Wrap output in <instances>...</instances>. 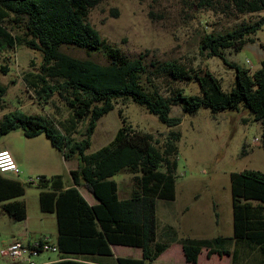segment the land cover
Listing matches in <instances>:
<instances>
[{"label":"trees","instance_id":"trees-1","mask_svg":"<svg viewBox=\"0 0 264 264\" xmlns=\"http://www.w3.org/2000/svg\"><path fill=\"white\" fill-rule=\"evenodd\" d=\"M102 0H0V47L25 45L42 54L37 73L26 72L28 88L47 102L54 93L64 101L69 116L59 125L42 114L18 110L0 117V135L21 128L26 137L44 133L65 158L76 159L77 167L69 171L70 183L62 174L37 175L35 184L0 173V209L12 220L26 217L27 207L21 197L27 185L40 189L39 203L44 212H55L59 259L49 264H109L95 257L113 256L110 244L141 248L142 256L117 257L113 264H151L172 242L180 243L186 264H198L201 252L210 257L227 255L230 264H264V172L243 169L231 173L233 235L212 238L179 236L172 225L159 232L157 201L175 199L177 164L176 131L171 130L163 142L148 132L121 125L105 145L84 153L101 116L117 100L131 99L142 104L169 127L180 123L170 115L172 105L194 113L206 107L221 110L248 109L252 120L263 127L264 148V58L254 71L228 61L225 50H242L255 41L254 35L264 23V15L255 21H242L235 28L203 35L201 53L215 56L234 69V83L224 91L220 79L207 68L187 69L175 61H161L150 67L140 57L132 58L101 38L88 22L89 9ZM191 6L221 7L238 13L264 10V0H191ZM8 24H11L10 27ZM18 28L17 33L11 31ZM70 45L87 52H101L102 63L79 58L62 50ZM7 72L6 67H1ZM147 74V75H146ZM151 77L162 76L169 82L193 80L199 94L176 89L170 95L143 84ZM6 86L0 84V108ZM87 119L83 137L74 140L78 122ZM246 120V119H245ZM119 172L134 175V186L127 198H119L113 176ZM85 187L95 198L89 204L79 187ZM233 242V247L230 244ZM256 252L259 257L251 256ZM83 256V257H79ZM90 257V258H89Z\"/></svg>","mask_w":264,"mask_h":264},{"label":"rangeland","instance_id":"rangeland-1","mask_svg":"<svg viewBox=\"0 0 264 264\" xmlns=\"http://www.w3.org/2000/svg\"><path fill=\"white\" fill-rule=\"evenodd\" d=\"M190 3L191 0H102L89 9L87 19L101 38L132 58L140 57L149 67L161 61H175L189 70L207 68L220 79L222 89L229 91L234 83V69L215 56L207 57L201 53V38L206 33L233 29L242 21H255L264 15V10L238 13L226 9L222 11L219 6L216 9L208 6L192 8ZM17 30L14 28L11 32L15 34ZM254 37L255 41L246 44L240 51L225 50L227 60L235 61L250 71L259 68L264 58V23ZM62 50L75 57L106 62L101 52H87L70 45L62 46ZM41 62L42 54L37 49L25 45L7 49L0 47V66L7 68V72L0 68V84L6 86L0 117L18 110L45 115L57 125L66 121L69 111L57 93L45 102L28 88L24 75L29 71L37 73ZM146 75L142 78L145 87L157 88L165 96L176 89L189 94H199L200 91L199 84L193 80L169 82L158 76L147 81ZM170 115L180 118V123L169 127L144 105L131 99L117 100L113 108L97 121L84 153L107 144L123 124L150 133L158 140L161 151L168 133L176 131L177 147L173 152L177 164L174 177L176 195L171 201H157L159 232L168 223L175 227L179 236L231 237V173L243 169L264 172V148L261 146L263 127L259 121L252 120L248 109L243 107L238 111L227 109L215 113L201 107L189 113L176 104L172 105ZM86 122L87 119L78 122L72 134L74 140L82 139ZM19 136L25 139L22 129L16 128L0 135V143L16 142ZM40 137L45 139L47 136L42 133ZM32 149L42 152L38 147ZM73 161L77 163L75 158ZM135 174L139 173L119 172L113 176L118 183L120 198L130 194ZM28 177L20 174L18 178L26 183ZM38 193L36 186H26L22 196L28 212L26 221H14L0 209V264H9V258L1 253V249L7 247L13 234L26 239L32 235L30 231L40 228L52 235L56 233L53 214L40 211ZM87 194L88 198L94 200L90 193ZM40 215L44 216L43 220H40ZM177 246L172 245L151 264L177 262ZM230 246L233 247V242ZM122 252L127 254L124 256H141V250L135 247H127ZM230 263L229 256L213 254L208 258L205 250L199 257V264Z\"/></svg>","mask_w":264,"mask_h":264},{"label":"crops","instance_id":"crops-1","mask_svg":"<svg viewBox=\"0 0 264 264\" xmlns=\"http://www.w3.org/2000/svg\"><path fill=\"white\" fill-rule=\"evenodd\" d=\"M22 133H23V131H22ZM40 136H41V134L34 136V137H26L25 136V139H22L19 136L16 142L4 141V142L0 143V149H8L11 151V153L13 154L16 162L18 163V165L21 169V174H23L24 176L27 177V176H31V175L37 176V175H41V174H44V175L62 174L63 178L65 180V183L69 184L71 181L69 171L71 169L76 168L77 163L76 164L74 163V161H73L74 159L65 158L63 156V154L51 144L50 140L47 137H46L47 139L46 138L44 139V137L42 138ZM32 147H38L39 149L42 150V152H35V150L32 149ZM69 162H71V163H69ZM4 175H6L8 177L16 178V177H13L9 174H4ZM65 176H67V178H65ZM17 179H19V178H17ZM20 181H22V180H20ZM37 189L40 192V189L39 188H37ZM132 189H131V191H132ZM79 190L89 204L92 205V204L96 203V200L94 197L93 198L95 201L92 200L91 198L87 197V195H88L87 193H90V192L86 188L81 186V187H79ZM131 191H130V194H131ZM130 194H125V195H127V197H129ZM21 198L24 199L23 197H21ZM38 200H39V193H38ZM39 208H40V203H39ZM40 211L43 213L53 214L54 220L56 222L55 212H44L41 210V208H40ZM27 218H28V212H27L26 217L22 220H19V221H26ZM43 218H44V216L40 215V220H43ZM167 221H170V220L168 219ZM167 224L168 223H166V225ZM56 229H57V225H56ZM30 233H32V235H30L26 239H24L22 237L20 238V236L13 234L12 237L8 240L9 242H8L7 246L15 239H20V240L28 242V241H33L42 235H48L53 243H55L56 239H57V231H56V233L53 234L54 236L52 234L45 232V230H43L42 228H40L38 230H33L32 232L30 231ZM176 244H178V246H177V251L179 254L178 259H177V262H171V264H186L185 257L183 254V250H182L180 243H178V242L170 243L169 246L163 252H165L166 250L171 248L172 245H176ZM110 247H111L113 256H101V257H95V259L99 260L103 263L113 264L114 259L117 257H131V256H124L127 254L122 252V250H127V247H134V246H128V245H122V244H110ZM229 247L232 248V246H229ZM135 248H139V247H135ZM139 249L141 250V248H139ZM201 253H200V255H201ZM203 253H204V251H203ZM254 253H256V252H254ZM200 255H199V257H200ZM141 256H142V251H141ZM251 256L259 257L260 255H259V253L258 254L256 253V254L250 255V257ZM59 257H60V255H59L58 251H42L34 257V260H35L36 264H49L50 262L59 259ZM79 257H83V256H79ZM140 257H133V258H140ZM199 257H198V264H199ZM7 262L9 264H22L19 262H13L10 259H8Z\"/></svg>","mask_w":264,"mask_h":264},{"label":"built area","instance_id":"built-area-1","mask_svg":"<svg viewBox=\"0 0 264 264\" xmlns=\"http://www.w3.org/2000/svg\"><path fill=\"white\" fill-rule=\"evenodd\" d=\"M0 173L9 174L18 178L21 169L13 154L8 149H0ZM37 176L28 177L27 183L35 184ZM42 251H58L48 235H42L33 241L13 240L6 248L1 249V253L13 262L22 264H36L34 257Z\"/></svg>","mask_w":264,"mask_h":264}]
</instances>
